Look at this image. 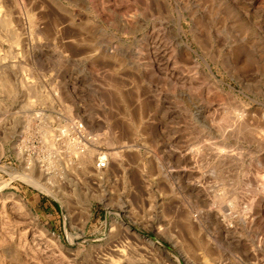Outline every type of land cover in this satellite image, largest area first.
I'll return each instance as SVG.
<instances>
[{"label": "rangeland", "instance_id": "374dc122", "mask_svg": "<svg viewBox=\"0 0 264 264\" xmlns=\"http://www.w3.org/2000/svg\"><path fill=\"white\" fill-rule=\"evenodd\" d=\"M0 264H264V0H0Z\"/></svg>", "mask_w": 264, "mask_h": 264}, {"label": "built area", "instance_id": "2783aa9c", "mask_svg": "<svg viewBox=\"0 0 264 264\" xmlns=\"http://www.w3.org/2000/svg\"><path fill=\"white\" fill-rule=\"evenodd\" d=\"M97 167L104 168L105 167V163L100 161V162L97 163Z\"/></svg>", "mask_w": 264, "mask_h": 264}, {"label": "bare ground", "instance_id": "6f19581e", "mask_svg": "<svg viewBox=\"0 0 264 264\" xmlns=\"http://www.w3.org/2000/svg\"><path fill=\"white\" fill-rule=\"evenodd\" d=\"M32 183H33V182H32ZM33 184H34L36 187L41 188V186L38 184V182L35 181Z\"/></svg>", "mask_w": 264, "mask_h": 264}]
</instances>
